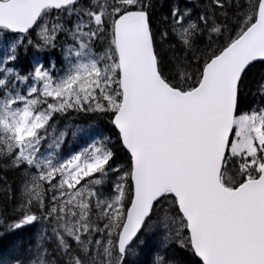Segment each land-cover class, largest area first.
I'll use <instances>...</instances> for the list:
<instances>
[{"label":"snow or ice","instance_id":"obj_1","mask_svg":"<svg viewBox=\"0 0 264 264\" xmlns=\"http://www.w3.org/2000/svg\"><path fill=\"white\" fill-rule=\"evenodd\" d=\"M6 39L0 264H264V0H0Z\"/></svg>","mask_w":264,"mask_h":264},{"label":"trees","instance_id":"obj_2","mask_svg":"<svg viewBox=\"0 0 264 264\" xmlns=\"http://www.w3.org/2000/svg\"><path fill=\"white\" fill-rule=\"evenodd\" d=\"M10 39H6L2 42H4V44H7L9 42ZM32 61V57L29 56L26 58L25 63L31 62ZM106 134L105 132V128H104V123H101V126H94L93 128L88 130L87 134H82L81 136V140L82 141H87L90 138H96L99 139L102 135Z\"/></svg>","mask_w":264,"mask_h":264},{"label":"rangeland","instance_id":"obj_3","mask_svg":"<svg viewBox=\"0 0 264 264\" xmlns=\"http://www.w3.org/2000/svg\"><path fill=\"white\" fill-rule=\"evenodd\" d=\"M3 53H6V48L3 47ZM5 55V54H4Z\"/></svg>","mask_w":264,"mask_h":264}]
</instances>
